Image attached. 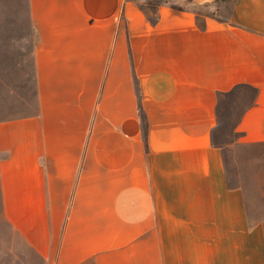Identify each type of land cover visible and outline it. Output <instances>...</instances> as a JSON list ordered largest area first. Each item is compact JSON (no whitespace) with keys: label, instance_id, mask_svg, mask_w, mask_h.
I'll use <instances>...</instances> for the list:
<instances>
[{"label":"crops","instance_id":"obj_1","mask_svg":"<svg viewBox=\"0 0 264 264\" xmlns=\"http://www.w3.org/2000/svg\"><path fill=\"white\" fill-rule=\"evenodd\" d=\"M25 1L36 111L0 122V204L41 264H264L213 142L248 87L232 131L264 145V0Z\"/></svg>","mask_w":264,"mask_h":264},{"label":"rangeland","instance_id":"obj_2","mask_svg":"<svg viewBox=\"0 0 264 264\" xmlns=\"http://www.w3.org/2000/svg\"><path fill=\"white\" fill-rule=\"evenodd\" d=\"M150 14L158 4L170 2L174 8L191 10L196 15H211L232 0L196 4L180 0H135ZM152 15V13L150 14ZM25 0H0V122L32 115L36 111L33 86L32 48ZM249 103L241 91L225 100L218 110V126L213 142L221 147L231 184L251 196L252 218L264 224V145L237 143L233 125ZM0 264H41L34 253L5 222L0 204Z\"/></svg>","mask_w":264,"mask_h":264},{"label":"trees","instance_id":"obj_3","mask_svg":"<svg viewBox=\"0 0 264 264\" xmlns=\"http://www.w3.org/2000/svg\"><path fill=\"white\" fill-rule=\"evenodd\" d=\"M174 9L175 10H179V11L186 10V9H183V8H181V9L174 8ZM148 19H149V22L154 23V18L152 19V18L148 17ZM240 89H244V91L247 92L248 95H249V93H251L252 96H253L254 91L251 88H248V87H237V88H235V90L231 91L230 93L222 94V95L219 96V107L222 105V103L225 100H227L228 98H231L232 96H235L236 95L235 92L238 91V90H240Z\"/></svg>","mask_w":264,"mask_h":264}]
</instances>
